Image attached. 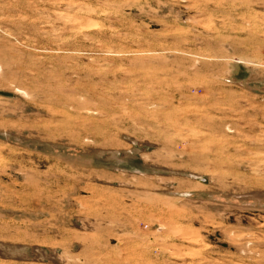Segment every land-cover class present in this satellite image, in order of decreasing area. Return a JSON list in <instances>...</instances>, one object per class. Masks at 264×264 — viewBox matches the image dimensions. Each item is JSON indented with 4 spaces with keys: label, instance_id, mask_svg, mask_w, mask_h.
<instances>
[{
    "label": "rangeland",
    "instance_id": "rangeland-1",
    "mask_svg": "<svg viewBox=\"0 0 264 264\" xmlns=\"http://www.w3.org/2000/svg\"><path fill=\"white\" fill-rule=\"evenodd\" d=\"M0 264H264V0H0Z\"/></svg>",
    "mask_w": 264,
    "mask_h": 264
}]
</instances>
